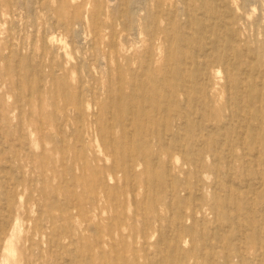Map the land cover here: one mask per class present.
<instances>
[{
	"label": "rangeland",
	"instance_id": "rangeland-1",
	"mask_svg": "<svg viewBox=\"0 0 264 264\" xmlns=\"http://www.w3.org/2000/svg\"><path fill=\"white\" fill-rule=\"evenodd\" d=\"M222 1L0 0V264H264L251 242L264 247V164L242 169L236 156L245 151L237 149L232 171H204L218 159L197 167V154H189L194 136L157 141L144 119L128 115L130 97H175L192 73L180 56L198 48L195 38L228 53L211 79L222 121L244 106L233 104L236 93L257 94L246 107L258 110L255 119L227 126L231 143L246 126L264 124V0ZM202 27L215 35L203 37ZM222 31L232 38L217 41ZM159 142L177 150L173 167L166 150L148 161ZM196 169L203 171L196 176ZM179 185L191 194L180 199ZM194 198L207 204L195 220Z\"/></svg>",
	"mask_w": 264,
	"mask_h": 264
},
{
	"label": "bare ground",
	"instance_id": "bare-ground-1",
	"mask_svg": "<svg viewBox=\"0 0 264 264\" xmlns=\"http://www.w3.org/2000/svg\"><path fill=\"white\" fill-rule=\"evenodd\" d=\"M115 1V0H114ZM158 1V0H157ZM207 1V0H206ZM227 0H223L222 2H226ZM229 1V0H228ZM255 1V0H254ZM259 1V0H258ZM20 2V1H19ZM22 2V1H21ZM26 1H24L23 4ZM29 2V1H28ZM147 2V1H146ZM219 2V1H218ZM260 2V1H259ZM258 2V3H259ZM190 3V2H189ZM112 4V3H111ZM140 4V3H139ZM146 4V3H145ZM217 4V3H216ZM226 4V3H225ZM223 5L226 7V5ZM29 5V4H28ZM142 5V4H141ZM213 5V4H212ZM218 5V4H217ZM25 6V5H24ZM219 6V5H218ZM27 7V5H26ZM220 7V6H219ZM231 7V6H230ZM30 8V7H29ZM216 8H218L216 6ZM136 9V8H135ZM160 9V8H159ZM260 9V7H259ZM218 10V9H217ZM215 11V10H214ZM260 11V10H259ZM264 11V10H263ZM188 12V11H187ZM216 12V11H215ZM227 13V10L224 11ZM228 12H230L228 10ZM233 12V11H231ZM120 13V11H119ZM261 13V12H260ZM190 14V13H189ZM192 14V13H191ZM121 15V14H120ZM213 15V14H212ZM216 15V14H215ZM229 15V14H228ZM208 16V15H207ZM210 16V15H209ZM233 16V14H232ZM120 17V16H119ZM200 17V16H199ZM218 17V16H217ZM231 17V16H230ZM216 17H214L215 19ZM232 18V17H231ZM237 19V18H236ZM95 20V19H94ZM16 20H13V22ZM149 21V20H148ZM151 21V20H150ZM233 21V20H232ZM12 22V23H13ZM213 22V21H212ZM255 22V21H254ZM263 22V21H262ZM203 23V22H202ZM201 23V24H202ZM208 23V22H207ZM211 23V21H210ZM223 23V22H221ZM14 24H16L14 22ZM18 24V23H17ZM206 23H203V26ZM235 24V23H234ZM245 24V23H244ZM82 25V24H81ZM80 25V26H81ZM214 25V23H213ZM222 25V24H221ZM79 26V27H80ZM211 26V25H210ZM231 26V25H229ZM82 27V26H81ZM167 27V26H166ZM261 27V26H260ZM175 29V27H173ZM195 28V26H194ZM197 28V27H196ZM240 29V28H237ZM257 29V28H256ZM262 29V27H261ZM264 29V28H263ZM82 30V28H81ZM188 29H186L187 32ZM251 30V29H249ZM190 33V37L191 34L195 33V30L193 32H191L190 30H188ZM238 31H244V30H238ZM45 32V31H44ZM82 32V31H81ZM141 32V31H140ZM152 31H150L151 33ZM227 32H229V30H227ZM251 32V31H249ZM202 33L203 37H208V36H213L215 35V33L209 34L211 33L208 32L206 27H202L199 29V34ZM218 33V32H217ZM239 33V32H238ZM140 34V33H139ZM245 34V33H244ZM81 35V33H80ZM80 35L79 38L80 39ZM230 34L223 33L222 34L218 33V39L217 41H221V38L223 37H227L226 40H228V38H232L231 36H229ZM246 35V34H245ZM77 36V35H76ZM113 36V35H112ZM223 36V37H222ZM239 36V34H238ZM183 35L181 36V41H185L184 43L189 44L191 42V40H189V38L187 39L186 37L182 38ZM195 37V36H194ZM236 37V36H233ZM84 38V37H83ZM117 38V37H116ZM180 38V37H179ZM215 38V37H214ZM241 38V37H240ZM247 38V37H246ZM95 39V38H94ZM97 39V38H96ZM187 39V40H185ZM105 40V39H104ZM116 40V39H115ZM176 40V39H175ZM213 40V39H211ZM215 40V39H214ZM177 41V40H176ZM174 41V43L176 42ZM193 42H191V45L194 46L197 44H199L198 48H196L194 51L192 48H190L186 53L182 54L180 56V59L183 60V62L190 67L189 70H192V73H190V75L186 76L185 78L183 76H179V78L181 79V82L179 84H181L180 86L182 87L181 89L175 91V97H170L167 96L166 94H164V96H162L160 99L158 97H156V95L154 96H148L144 99H141L139 97H137L138 99H135V97H130L131 99V106L129 108L128 111V115H136L138 118H142L146 121V132L148 135H152L155 134V137L157 138V141L162 140L164 137H172L173 140L177 139V140H181L183 139V134H190L192 137L191 143H190V153H192V156H195L194 154H197L192 161H196V165L197 167H201L202 169H204V158L208 157L210 159L215 160L216 157L218 160V165L216 166H212V168H210L209 166L207 167V172H219V170L221 169V166L225 167L228 171H232L234 169V165H235V152L237 151V149H242L244 150V154H240V156H236L237 160L239 161L240 167L242 169H246L245 167H250L251 164L256 163V164H264V124L262 123V121H260V123L258 122L259 126L254 125L253 127V123L251 125L246 126L247 127V131L248 133H246V135H237V141L235 144L231 143V138L233 137V132L231 130H228L229 127H227L229 124H232L233 121L232 120H238L240 122V120L242 121L243 118H249L250 117L254 118L256 116L257 112L253 109H246V107L249 106L250 103H254L255 98L257 97V94H253L251 92H248L247 94H241L239 95L238 93H236V97H235V101H233V104L235 102H240L242 100H244L242 103H244V106H242L240 104L237 105V109L234 110L231 114V122L229 121H222V119H220L221 114L219 111H216L214 107V104L212 102L211 99V92L212 90L215 89V84L214 82H212V78L214 76V74L216 73L215 70H217V68L222 67V64H225V60L226 57L228 56L227 52H224L223 49L219 48V44L213 46L210 45L211 43H208L207 41H195V38L192 39ZM240 41V40H239ZM180 42V40H179ZM242 42V41H241ZM86 43V42H85ZM117 44V41L115 42ZM223 43V42H222ZM239 44V43H238ZM252 44V43H251ZM88 45V44H87ZM184 45V44H183ZM224 45V44H223ZM56 46V45H55ZM54 46V47H55ZM224 47V46H223ZM229 49L230 48H234V44L230 41V43L228 44ZM172 48V47H171ZM247 48V47H246ZM56 49V47H55ZM237 49V48H236ZM169 50V49H168ZM242 50H245L244 48ZM113 51V49H112ZM114 52V51H113ZM193 52V53H191ZM233 53V52H232ZM237 54V53H236ZM247 54V53H246ZM29 55L31 56V53H29ZM232 56H234L233 54H231ZM230 55V56H231ZM134 56V55H133ZM229 56V57H230ZM31 58V57H30ZM143 58H144V67H149V61L151 56L149 55L148 51H144L143 52ZM158 58V57H157ZM232 58V57H231ZM235 59V56L233 57ZM82 59V58H81ZM94 61H96L94 59ZM229 61V60H227ZM237 61V60H236ZM234 62V61H233ZM232 62V63H233ZM173 63V62H172ZM231 63V62H229ZM45 64V63H44ZM109 64V63H108ZM180 64H183L180 61ZM238 64V63H237ZM240 64V63H239ZM7 65V64H6ZM177 66L176 72H180V69L182 70V66L179 65H174ZM32 67V66H31ZM109 67V65H108ZM247 67V66H246ZM101 68V67H100ZM105 68V67H104ZM184 68V67H183ZM230 72L232 69V66L230 64L227 65L226 67ZM255 68V67H254ZM72 69V68H71ZM175 70V68H173ZM244 69V68H243ZM246 69V68H245ZM37 70V69H36ZM35 70V71H36ZM173 70V71H174ZM185 70V69H184ZM235 70V68H234ZM30 71V70H29ZM245 71V70H244ZM250 71V70H249ZM32 72V71H31ZM172 72V71H171ZM79 73V72H78ZM87 73V72H86ZM237 72H235L236 74ZM244 73V72H243ZM252 73V71H251ZM48 74V73H47ZM111 74V73H110ZM109 74V75H110ZM233 74V73H231ZM179 75V74H178ZM48 76V75H46ZM94 76V75H93ZM170 76V75H169ZM29 77H31L29 75ZM54 77V75L52 76ZM95 77V76H94ZM229 77H232L229 75ZM33 78V77H32ZM31 78V79H32ZM93 78V77H92ZM91 78V80H92ZM133 78V77H132ZM170 78V77H169ZM227 78V76H226ZM247 79V78H246ZM81 80V78H80ZM18 81V80H17ZM110 81V80H109ZM134 81V80H133ZM177 81V78H176ZM29 82V81H28ZM178 82V81H177ZM229 85L231 88H235V90L239 91V89L236 87L237 83H232L231 78L228 79ZM29 84V83H28ZM135 84V83H134ZM143 84V83H142ZM178 83H176L175 85V90L178 87L177 85ZM192 84L196 85L193 86ZM245 83H243L244 85ZM138 85V84H137ZM250 85V84H249ZM141 86V85H140ZM246 86V85H245ZM164 87V86H163ZM81 88V87H79ZM141 88V87H140ZM145 88V87H144ZM241 88V87H240ZM244 88V87H242ZM241 88V89H242ZM228 89H230L228 87ZM89 91V90H88ZM97 92V91H96ZM106 92V91H105ZM138 92V90H137ZM263 92V91H262ZM107 93V92H106ZM139 93V92H138ZM141 93V92H140ZM230 93V92H229ZM228 93V94H229ZM261 94V93H260ZM90 95V94H89ZM130 95V94H129ZM231 95V93H230ZM229 95V96H230ZM111 96V95H110ZM183 96L184 98V103L185 105L182 107H178V103L181 102V97ZM238 96V98H237ZM90 98V97H89ZM124 98V97H123ZM122 98V99H123ZM164 98V99H163ZM237 98V100H236ZM79 99V98H78ZM85 99V98H84ZM227 99V97H226ZM230 99V97H229ZM81 100V99H80ZM231 100V99H230ZM116 102V100H115ZM200 102V103H199ZM232 102V101H231ZM94 103V102H93ZM85 104V103H84ZM171 104V105H170ZM173 104H176L177 106L175 108H173L174 106H172ZM200 104V108H203V110H197L196 107H198V105ZM229 104V102H228ZM227 104V106H228ZM259 104V103H258ZM86 105V104H85ZM88 105V104H87ZM151 106L152 110L150 112V110H147V107ZM260 105V104H259ZM94 106V105H93ZM253 106V105H252ZM118 107V106H117ZM120 107V106H119ZM118 107V108H119ZM67 108V107H66ZM121 109V107L119 108ZM41 111V110H39ZM90 112V111H88ZM111 112V111H110ZM264 112V109H263ZM155 114V115H154ZM111 117V116H110ZM127 117V116H126ZM229 117V116H228ZM251 118V119H252ZM131 119V118H130ZM255 119V118H254ZM254 119H252L254 121ZM85 120V119H84ZM163 121L164 120H168V121H172L170 125H164L162 126L161 123H159V121ZM197 120V121H195ZM213 120V122L211 124H207L208 121ZM244 121V120H243ZM251 122V121H250ZM180 123V126H179ZM150 124V125H149ZM131 125V124H130ZM172 125V126H171ZM178 125V126H177ZM187 125H189L188 127H186ZM62 126V125H61ZM115 127V126H114ZM129 127V126H128ZM186 127V128H184ZM240 127V124H239ZM132 128V127H131ZM62 129V128H61ZM133 129V128H132ZM184 130V131H183ZM236 130V129H235ZM238 130V129H237ZM183 131V132H182ZM239 131V130H238ZM131 133V132H130ZM236 133V132H235ZM244 133V132H243ZM1 134V133H0ZM100 134V133H99ZM237 134V133H236ZM85 135V133H84ZM101 135V134H100ZM3 137V136H2ZM73 137V135H72ZM169 137V138H170ZM188 137V136H187ZM58 138V137H57ZM84 138V136H83ZM87 138V136H86ZM132 138V137H131ZM150 138V137H149ZM195 138V139H194ZM235 138V136H234ZM13 140V139H12ZM235 140V139H234ZM235 140V141H236ZM257 140L259 141V144H257ZM156 141V143H157ZM172 141V140H171ZM18 143V141H17ZM63 143V142H62ZM148 143V142H147ZM169 143V141H168ZM116 144V142H115ZM159 147L156 150V153H151L152 159L148 160L150 163L155 164L157 161V159L159 158V155L162 154V152L164 150H166V153L168 154L169 159H167V162L170 164L171 167H173V162L171 157H175L178 156L177 153L175 151L177 150H172V145L171 147L169 146V148H167L164 143H158ZM175 144V143H174ZM181 145V144H180ZM187 145V144H186ZM174 146V145H173ZM2 148V147H1ZM0 148V149H1ZM115 148V147H114ZM185 148V145H184ZM183 148V149H184ZM185 150V149H184ZM2 151V150H1ZM174 151V152H173ZM186 151V150H185ZM179 152V150H178ZM180 153V152H179ZM252 155V157H251ZM182 156V154H181ZM188 156V155H187ZM130 157V156H129ZM191 156H189L190 158ZM10 158V157H9ZM187 158L188 157H184ZM161 159V158H160ZM185 160V161H187ZM223 160L226 161L223 162ZM189 161V160H188ZM187 161V162H188ZM158 162V161H157ZM194 163V162H193ZM12 166V164H11ZM33 166V165H32ZM245 166V167H244ZM4 167V166H3ZM7 167V166H6ZM240 168V169H241ZM16 169V168H14ZM21 170V169H20ZM87 169H85L86 172ZM13 171V170H12ZM27 171V170H26ZM171 171V169H170ZM203 170H199L196 169V176L200 175L199 173H201ZM222 171V170H221ZM220 171V173H221ZM18 172V171H17ZM22 173V171H20ZM232 174V173H231ZM3 175V174H2ZM221 175V174H220ZM233 175V174H232ZM231 175V176H232ZM245 175V174H244ZM250 175V174H249ZM172 176V174H171ZM195 176V177H196ZM247 176V175H246ZM1 177V176H0ZM7 177V176H6ZM222 177V176H221ZM236 177V176H235ZM259 177V176H258ZM224 178V175H223ZM248 178V179H247ZM7 179V178H6ZM41 179V178H40ZM228 179V178H227ZM231 180V179H230ZM232 180H234L232 178ZM30 181V180H29ZM244 181H246L247 183L249 182V177H246L244 179ZM21 182V181H20ZM126 182V181H125ZM228 182H230L228 180ZM15 183V182H14ZM174 183V182H173ZM225 183V182H224ZM234 183V182H233ZM251 183V182H250ZM248 183V184H250ZM261 183V182H260ZM8 184V183H7ZM16 184V183H15ZM148 184V183H147ZM236 184V183H235ZM238 185V183H237ZM263 185V184H262ZM132 186V185H131ZM239 186V185H238ZM256 186H258L256 184ZM249 187V185L247 186ZM196 188L198 190H200V186H196ZM246 188V187H243ZM262 188V186H261ZM252 189V188H251ZM250 189V190H251ZM255 189V188H254ZM260 189V187H259ZM263 189V188H262ZM243 190V189H242ZM246 191L248 190L247 188L245 189ZM176 191L179 192H184V196L181 197L180 199H184L186 194H191V188L185 187L184 185H179L176 189ZM245 191V192H246ZM254 191V190H253ZM194 192V191H193ZM258 192V191H257ZM195 193V192H194ZM193 193V195H194ZM199 195V194H198ZM203 195V193H202ZM240 195V194H239ZM115 197V195H114ZM194 197V196H193ZM251 197V196H250ZM2 198V197H1ZM170 198V197H169ZM115 199V198H114ZM4 201V200H3ZM67 201V200H66ZM65 201V203H66ZM195 201V198H194ZM193 201V202H194ZM196 202V201H195ZM194 202V203H195ZM76 203V202H75ZM172 203V202H171ZM199 201L196 202L195 206L190 207L191 208V215H189L191 218H193V220L196 219L197 215H199L200 213H204V209L207 204L204 203L202 204ZM4 205V204H3ZM14 204H12L11 206H13ZM194 205V204H193ZM4 209V208H3ZM74 209V208H73ZM9 210V209H8ZM181 211V210H180ZM182 214L186 213V211L182 210L181 211ZM178 213V212H177ZM180 213V212H179ZM235 214V213H234ZM236 215V214H235ZM177 223V221H176ZM93 225V224H92ZM178 225V224H177ZM92 227V226H90ZM171 227V226H168ZM248 228V227H246ZM175 229V228H174ZM226 229V228H225ZM204 230V229H203ZM247 230V229H246ZM245 230V231H246ZM170 233V232H169ZM167 235V234H166ZM244 235V234H243ZM162 237V236H161ZM169 237V236H168ZM204 237V236H203ZM160 238V237H159ZM171 238V237H170ZM166 239V238H165ZM253 246L255 247L257 254L258 255H264V247L259 246L258 242H256V239H251ZM159 242V241H158ZM172 242V241H171ZM208 242V240H207ZM173 243V242H172ZM257 243V244H256ZM211 247L214 248H218L221 247V245H219L218 243H216L215 245H213V242H210ZM114 245V244H113ZM258 245V246H256ZM263 248V249H261ZM166 249V248H165ZM171 249V248H170ZM167 250V249H166ZM121 256V254H120ZM122 257V256H121ZM124 257V256H123ZM238 257V256H237ZM261 257V256H260ZM120 259V258H119ZM125 259V258H124ZM123 259V260H124ZM228 259V258H226ZM121 261V260H120ZM230 262V261H229ZM156 264V262H155ZM158 264V263H157ZM172 264V263H171ZM261 264V263H260Z\"/></svg>",
	"mask_w": 264,
	"mask_h": 264
}]
</instances>
